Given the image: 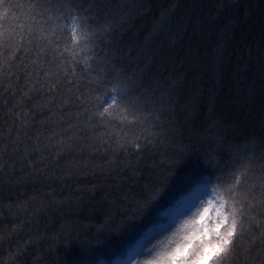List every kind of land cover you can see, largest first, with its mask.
I'll return each mask as SVG.
<instances>
[{"label":"trees","instance_id":"obj_1","mask_svg":"<svg viewBox=\"0 0 264 264\" xmlns=\"http://www.w3.org/2000/svg\"><path fill=\"white\" fill-rule=\"evenodd\" d=\"M79 2L96 4L97 11L115 20L125 17L117 33L119 52L114 54L144 70L147 86L155 88L159 80L160 103L154 106L159 119L141 125V132L121 123L133 120L132 116L113 113V123L102 130L115 137L107 157L91 155L84 145L77 146L83 148V155L76 150L69 154L62 147H52L59 143L56 133L63 128L58 113L36 109V104H45L44 98L10 113L15 101L0 90V264H112L123 257L130 242L153 227L158 209L175 203L196 185L218 183L216 177L222 173L207 163L209 153L224 151L213 143L217 133L230 146L225 161H241L237 175L252 162L248 159L252 153L245 154L244 149L264 151L257 147L264 137L258 90L264 72L260 55L264 0ZM129 52L134 55L129 57ZM252 82L257 85L254 96L246 90ZM6 101L11 102L9 107ZM30 110L32 115L25 120L28 128L21 129L16 113ZM165 110L170 116L161 115ZM45 123L49 126L43 127ZM24 131L31 141L45 139L40 141V155L19 163L28 153L9 156L4 150H10L17 133ZM134 134L140 150L130 146ZM145 137L150 144L142 142ZM125 140L128 146L118 147ZM65 143H70L66 137ZM28 147L31 150L32 145ZM58 153L57 166L51 159ZM110 161L119 166L109 167ZM73 164L77 170L66 175ZM165 180L164 192L143 218L120 228L136 214L137 202L147 198V187L160 186ZM53 191L55 200L71 202L51 204L48 194ZM254 214L264 221V207ZM253 256L256 264L264 260V256ZM237 264H245L243 255Z\"/></svg>","mask_w":264,"mask_h":264},{"label":"snow or ice","instance_id":"obj_2","mask_svg":"<svg viewBox=\"0 0 264 264\" xmlns=\"http://www.w3.org/2000/svg\"><path fill=\"white\" fill-rule=\"evenodd\" d=\"M97 8L96 4L80 3L79 0H0V90L15 101L14 104L5 102V107L11 104L10 113L15 109L22 110L42 97L45 104H36V109L42 113L59 114L58 124L63 131L56 133L59 143L52 147H62L69 154L76 150L83 155V148L77 146L84 145L91 155L107 157L110 141L115 137L102 130L113 123V113L123 112L132 116L133 120L121 123L141 132V125L150 119H159L154 111V106L160 103L159 80L155 88L147 86L144 70L114 54L119 52L115 47L117 33L126 19L121 16L115 20ZM132 55L134 53H128L129 57ZM260 55L264 63V49ZM172 87H175V82ZM246 90L254 96L256 83H250ZM258 90L261 124L264 126V72L261 73ZM164 114L170 116L166 110L161 113ZM31 115V110L16 113L21 129L28 128L25 120ZM42 126L48 127L49 124ZM65 137L70 143H65ZM43 139L37 137L31 141L27 131L18 132L11 149L4 151L9 156H16L18 151L28 153L18 161L24 163L30 161L33 154L40 155V141ZM130 139V146L140 150L137 135ZM142 142L150 144L146 137ZM213 143H219L224 151L209 153L207 163L215 165L222 174L216 177L218 183L213 185L209 181L207 190L195 196L198 204L195 212L187 214L190 199L177 201L162 214L168 219L154 223L138 241L130 242L121 253L123 259L112 264H237L241 255L245 257V264H256L253 253L264 256V221L254 214L258 208L264 207V199H261L264 197V151L244 149L245 154L252 153L248 157L252 162L237 175L236 165L241 161L229 164L224 159L230 151L227 139L217 133ZM29 144L32 145L31 150ZM127 146V140L118 144L121 149ZM257 147L264 150V137ZM112 154H116L114 149ZM45 162L41 155L40 163ZM59 162L58 153L51 163L58 166ZM221 164H224L222 169ZM114 165L119 166L116 161L109 162V167ZM76 170L73 164L66 175ZM184 185L186 188L188 181ZM166 186L167 180L160 186H148L147 198L137 202L136 214L127 218L120 228L142 219ZM48 195L52 197L51 204L71 202L55 200V191ZM209 205L216 209L212 216L215 228L213 251H208L203 242L195 245L190 242L193 233L200 230L198 220L202 218L203 209ZM173 220H178L175 230H167ZM256 231L261 233L259 238L254 234ZM163 232L168 234L158 238Z\"/></svg>","mask_w":264,"mask_h":264},{"label":"clouds","instance_id":"obj_3","mask_svg":"<svg viewBox=\"0 0 264 264\" xmlns=\"http://www.w3.org/2000/svg\"><path fill=\"white\" fill-rule=\"evenodd\" d=\"M173 203L174 201H171L169 204H167L163 208L158 209L156 212L155 219L153 220L151 224L157 223L161 220L168 219L167 217H164L162 214L165 212V209L170 207ZM215 213H216V209L212 207L211 205L203 209L202 218L198 220L200 230L198 233H193L192 237H190V242L193 245L199 242H203L205 245L208 246V251L214 250V247L212 245V235L214 233L215 228L213 225L212 216ZM177 223H178V220H173L171 223L168 224L167 230H172L173 228H175ZM205 228L207 229V231H205ZM177 264H179V262H177Z\"/></svg>","mask_w":264,"mask_h":264},{"label":"rangeland","instance_id":"obj_4","mask_svg":"<svg viewBox=\"0 0 264 264\" xmlns=\"http://www.w3.org/2000/svg\"><path fill=\"white\" fill-rule=\"evenodd\" d=\"M207 188H208V185H206V184H199V185H196V186H195L190 192H188V193H186V194H184V195H181V196L176 200V202L179 201V200H184L185 198L190 199V200H191V203H190L189 208H188V210H187V214L190 215L191 213L195 212L196 207L198 206V204L195 202V196L198 195L200 192L206 191ZM176 202H175V203H176ZM170 207H171V206H170ZM170 207H168V208H170ZM168 208H166L165 211H167ZM120 259H123V257L118 258V259H116L115 261H118V260H120Z\"/></svg>","mask_w":264,"mask_h":264}]
</instances>
